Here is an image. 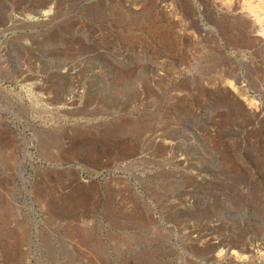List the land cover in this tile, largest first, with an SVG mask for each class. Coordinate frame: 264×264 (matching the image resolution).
Returning <instances> with one entry per match:
<instances>
[{
  "label": "rangeland",
  "instance_id": "rangeland-1",
  "mask_svg": "<svg viewBox=\"0 0 264 264\" xmlns=\"http://www.w3.org/2000/svg\"><path fill=\"white\" fill-rule=\"evenodd\" d=\"M0 264H264V0H0Z\"/></svg>",
  "mask_w": 264,
  "mask_h": 264
}]
</instances>
